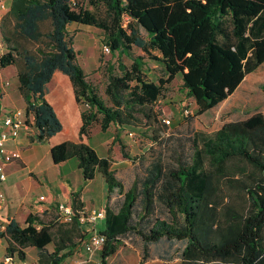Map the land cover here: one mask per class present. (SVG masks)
Segmentation results:
<instances>
[{
	"label": "rangeland",
	"instance_id": "374dc122",
	"mask_svg": "<svg viewBox=\"0 0 264 264\" xmlns=\"http://www.w3.org/2000/svg\"><path fill=\"white\" fill-rule=\"evenodd\" d=\"M227 1L218 10L212 0L193 9L183 8L185 0H114L113 24L107 0H77L99 32L98 64L85 80L107 112L104 124H127L99 160L111 183L104 217L93 229L111 232L118 244L106 264H179L190 237L172 202L177 186L202 204L191 230L201 246L223 244L248 229L264 237V0ZM39 10L51 20V6ZM70 27L69 52L76 30ZM106 35L121 42L120 54L101 51ZM45 40L35 37L43 47ZM221 133L239 134L243 151L219 155L213 142ZM100 181L93 178L85 190L88 204L102 199ZM84 228L90 230V223ZM81 230L60 223L43 233L39 263L99 259V250L87 254L80 246L70 254Z\"/></svg>",
	"mask_w": 264,
	"mask_h": 264
},
{
	"label": "trees",
	"instance_id": "16d2710c",
	"mask_svg": "<svg viewBox=\"0 0 264 264\" xmlns=\"http://www.w3.org/2000/svg\"><path fill=\"white\" fill-rule=\"evenodd\" d=\"M88 1L91 2V0ZM107 1L109 6H115L114 0ZM174 1L176 5H180L179 3L182 0ZM201 1L207 0H185L182 5L184 6L183 8H199ZM31 3L33 4L31 5ZM228 4L230 3L227 0H212L211 7L216 5L218 7L217 9L221 10L223 5ZM42 5L46 7L51 6V30L45 34L46 40L44 47L41 43H35L34 50L36 52L32 54V51L29 52L28 49L19 48L16 45L11 46L16 52L20 49V53L23 55V68L18 72V87L24 99L25 112L32 111L34 113L35 124L38 126L43 124L47 128L44 132H35L33 136H29V139L43 141L48 132L55 127L52 113L42 98V86L48 79L51 71L56 67H61L69 74L77 100L81 103H88V108H82L80 110V132L81 134L87 135L94 121H98L99 127L103 128V121L106 119L103 118L102 120V118H98L99 120H97L94 114V105L100 108L98 105L99 100L93 93L91 84L85 80L79 68L71 61V52H69L68 38L64 30V24L71 20L88 23H92L93 20L91 16L81 14V8L77 0H75L73 6L69 5V0H44L42 2L39 0H16L14 9L16 10L17 21H15L14 26H18L21 30L36 27L34 17L37 11H40L39 8L42 9ZM109 13L108 16L114 24L118 11L111 6ZM207 13L208 10H206ZM37 35H40V33L38 32ZM4 36L6 41L11 43L9 38L6 35ZM31 37L35 41L36 36L32 35ZM105 37V41L107 40L110 48H113L116 37H110L108 35ZM10 55V52L2 54L0 56V63L4 64L9 62L10 58H12ZM100 109L104 112V117L107 118V112L102 108ZM213 146L219 155H225L227 153L236 154L243 151L239 134L230 137L225 133H221L215 142H213ZM49 154L54 163L61 162L69 157H75L84 180L92 178L95 172H100L106 183H111L108 179L109 173L106 167L99 162L89 144L81 139L76 141L63 140L54 143L49 147ZM261 188L264 193V180ZM253 192L260 202L261 198L258 196V192ZM68 195L69 205L73 212L70 221H60L56 208V213L53 210L39 213L29 212L26 214L23 224H19L17 221L10 219L2 232L6 252L17 251L21 256L22 247L36 245L43 233L56 228L60 223L82 226L81 237L70 246L69 250L81 243V238L87 230H85L84 224L77 222L76 216L77 212L82 209L83 203L77 191H70ZM172 196L174 199L172 202L175 208L183 214L187 224L185 230L187 236L190 237V241L182 248L183 253H186V255L179 259V264H264V237L257 231L250 229L240 231L231 241L220 245L210 244L207 247H203L198 244L191 230L199 222L202 204L196 196L192 195L182 186H177ZM52 208L54 209V207ZM161 225L162 223L159 224L160 227ZM163 226L172 235L178 233V230L174 231L170 227L166 228V225ZM102 232L105 235V240L99 249V259L100 264H106V258L116 252L118 244L115 236L111 232ZM169 243H172V241L170 240ZM38 261H40L39 257ZM57 262L53 260L51 263H47L55 264Z\"/></svg>",
	"mask_w": 264,
	"mask_h": 264
},
{
	"label": "crops",
	"instance_id": "0c3cea01",
	"mask_svg": "<svg viewBox=\"0 0 264 264\" xmlns=\"http://www.w3.org/2000/svg\"><path fill=\"white\" fill-rule=\"evenodd\" d=\"M15 4L16 0H0V56L10 52V57H12L7 63H0V106L24 105V99L18 87V72L23 68V55L20 53V49L16 52L11 46L16 45L19 48L28 49L29 52L34 51L36 42L31 36H36L39 32V36L42 37L51 30V20L48 16H41V10L37 11L34 17L36 27L28 30L15 27L14 23L17 21ZM68 25L71 26L70 28L76 29L72 41L70 39L71 61L85 78L87 77L86 71L98 64L95 40L97 36L99 38V32L95 29L96 25L77 21L66 22L64 24L65 32ZM4 35L9 38L11 43L6 41ZM122 49L121 42L116 37L111 51L120 54ZM90 61L92 62L90 63ZM156 63L154 62V65ZM176 74L179 73L176 72ZM42 98L48 105L55 121V127L48 132L46 138L43 141H36L19 134L15 139L5 142L6 147L18 152L16 158L4 163L5 178L0 181V192H2L0 199V261L8 263L40 264L36 250L37 247L43 246V240L39 239L36 245L22 247L21 256L17 251L6 252L2 232L10 219L23 224L24 218L29 212L39 213L53 210L56 213L55 208L58 202L69 205L68 193L70 191L78 192L83 208L97 209L105 208L107 205V183L101 173L95 172L92 178L84 180L75 157L54 163L50 158L49 147L63 140L81 139L89 144L100 160L105 155L107 144L115 141L114 139L117 137L123 136L120 132L121 128L127 126L125 123L109 120L101 128L98 121H94L90 126V128L94 126V133L91 134L89 129L87 135L81 134L80 110L82 104L76 98L69 74L61 67L54 68L44 82ZM93 110L97 120H99L98 118L103 120L104 112L97 105H94ZM96 177H100L102 183L100 193L102 199H99L98 206L88 204L83 197L91 180ZM40 195L43 196V199H38ZM78 246L81 247V243L72 247L69 250L70 254L74 255ZM61 262L55 264H61ZM67 262L82 264L83 260L71 258Z\"/></svg>",
	"mask_w": 264,
	"mask_h": 264
},
{
	"label": "built area",
	"instance_id": "2783aa9c",
	"mask_svg": "<svg viewBox=\"0 0 264 264\" xmlns=\"http://www.w3.org/2000/svg\"><path fill=\"white\" fill-rule=\"evenodd\" d=\"M70 4L74 3V0H69ZM124 18L128 20V16ZM110 49L109 43L106 41L101 46L103 53L108 52ZM86 104V103H85ZM184 115L189 113L188 108L182 109ZM168 119L164 118L163 122L168 123ZM47 128L42 124L38 126L35 124L34 113L31 111L25 112L23 106H0V181L5 178V172L3 169L4 163L8 162L18 156V152L12 148L5 146V142L15 139L19 134L29 138L33 136L35 132H44ZM128 135H132V132L128 131ZM2 192H0V199ZM38 199H43V196H38ZM56 210L58 212V218L60 221H70L72 219L73 212L70 205L58 202L56 204ZM104 208H83L77 212L76 220L80 224L90 223V230L81 238V247L87 254H92L95 250H99L105 240V235L102 231L94 230L93 224L96 219L104 217ZM0 264H23L20 263H8L0 261ZM90 264H100V259H92Z\"/></svg>",
	"mask_w": 264,
	"mask_h": 264
},
{
	"label": "flooded vegetation",
	"instance_id": "af4514ba",
	"mask_svg": "<svg viewBox=\"0 0 264 264\" xmlns=\"http://www.w3.org/2000/svg\"><path fill=\"white\" fill-rule=\"evenodd\" d=\"M179 73V72H178ZM203 85H205L204 83H203ZM209 87H210V85H209Z\"/></svg>",
	"mask_w": 264,
	"mask_h": 264
}]
</instances>
